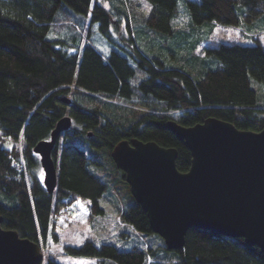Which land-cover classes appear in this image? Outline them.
Returning <instances> with one entry per match:
<instances>
[{"label": "trees", "instance_id": "trees-1", "mask_svg": "<svg viewBox=\"0 0 264 264\" xmlns=\"http://www.w3.org/2000/svg\"><path fill=\"white\" fill-rule=\"evenodd\" d=\"M92 1L0 0V131L23 141L30 177L17 169L16 146L0 143V214L4 228L44 250L50 239L59 240L56 219L65 207L81 201L90 218L103 216L101 198L120 182L130 189L119 168L109 177L95 172L103 165L97 149L110 154L125 139L156 141L178 150L177 167L186 172L191 151L171 130L170 120L192 126L215 117L242 130L264 128V100L258 102L252 81L264 84L259 39L264 27L258 29L264 0H184L185 22L176 21L179 0H146L139 17L126 0H105L109 7L96 2L87 28ZM122 20L128 35L118 38L114 28ZM218 26L241 28L244 41L206 45L200 55L198 49ZM97 30L110 43L107 52L92 43ZM66 115L73 126L53 149L58 181L49 193L35 174L40 162L33 149L51 138ZM131 197L121 222L164 240ZM122 235L124 240L130 236ZM63 253L94 258L97 264H264L259 246L201 228H190L180 249H169L165 241L120 249L87 240L65 245ZM37 264L62 263L48 254Z\"/></svg>", "mask_w": 264, "mask_h": 264}, {"label": "water", "instance_id": "water-1", "mask_svg": "<svg viewBox=\"0 0 264 264\" xmlns=\"http://www.w3.org/2000/svg\"><path fill=\"white\" fill-rule=\"evenodd\" d=\"M70 103L69 98H63ZM70 115L61 118L33 151L40 156L43 183L49 193L57 187L52 152L60 135L72 127ZM171 130L192 155L190 169L177 167L178 150L156 141L122 140L111 151L125 173L131 195L146 211L152 230L169 249L185 245L190 228L242 237L264 251V128L242 130L233 123L209 117L185 126L172 119ZM0 214V264H37L44 259L41 244L4 228Z\"/></svg>", "mask_w": 264, "mask_h": 264}, {"label": "rangeland", "instance_id": "rangeland-1", "mask_svg": "<svg viewBox=\"0 0 264 264\" xmlns=\"http://www.w3.org/2000/svg\"><path fill=\"white\" fill-rule=\"evenodd\" d=\"M96 2L107 8L110 4L105 0L92 1L90 14L88 15L89 20L87 21V28H89L92 8ZM125 3L129 5L130 12L133 15L136 14L139 17L141 14H145L146 0H126ZM178 6L180 17L176 21L185 22L189 15L184 0H179ZM262 27H264V19L259 21L258 29H262ZM95 28L97 27L95 26ZM114 29L118 38L122 35H128L123 20L118 26V30L116 28ZM134 33L137 34V32ZM92 36V43L95 46L99 48L101 47L105 52L109 50L110 43L99 30L95 31ZM259 39L264 43V31L259 36ZM234 41H244L241 28L218 26L211 38L200 46L198 52L200 55H204L203 48L206 45ZM252 81L257 90L258 102L262 103L264 100V84L253 78ZM172 116L173 118H177L176 114H173ZM0 143L10 148L16 146L17 152H23V141L21 138L18 141L12 138H7L4 137L0 131ZM80 144L83 143L80 141ZM94 153L99 162L103 164L102 166L93 168L95 172L102 174L104 177L111 176L114 173L113 171L115 167L118 168L112 159L111 153L109 154V151L106 148L97 149ZM35 174L39 179L43 180L44 170L41 164L36 167ZM28 180H30V177ZM131 196L130 189L128 190L127 188H124L123 184L120 182L101 198V204L106 209V213L103 216L90 218L88 206L81 201L76 202L71 207H65L62 210V214L56 219V232L58 233L59 240L58 242H55L52 239L49 240L48 247L44 250V257H47L48 254H50L62 264H97V260L94 258L67 256L63 253V247L65 245L79 246L87 240H94L97 244H100L101 242H111L116 244L120 249H131L135 245H142L146 248L148 246L158 245L161 241H164L154 235L144 236L121 222L120 213L132 202ZM124 232L130 234L127 240H124L123 238L122 234Z\"/></svg>", "mask_w": 264, "mask_h": 264}, {"label": "built area", "instance_id": "built-area-1", "mask_svg": "<svg viewBox=\"0 0 264 264\" xmlns=\"http://www.w3.org/2000/svg\"><path fill=\"white\" fill-rule=\"evenodd\" d=\"M19 155H20V160L16 163L17 169L19 172L25 175L26 179H28L29 173H28V168H27L26 161L24 158V154L21 151Z\"/></svg>", "mask_w": 264, "mask_h": 264}]
</instances>
